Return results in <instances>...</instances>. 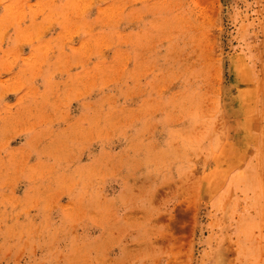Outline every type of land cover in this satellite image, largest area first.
Listing matches in <instances>:
<instances>
[{"label":"rangeland","instance_id":"1","mask_svg":"<svg viewBox=\"0 0 264 264\" xmlns=\"http://www.w3.org/2000/svg\"><path fill=\"white\" fill-rule=\"evenodd\" d=\"M0 264H264V0H0Z\"/></svg>","mask_w":264,"mask_h":264}]
</instances>
